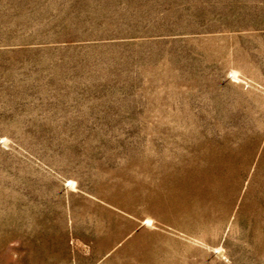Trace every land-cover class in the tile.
Listing matches in <instances>:
<instances>
[{
	"label": "rangeland",
	"instance_id": "1",
	"mask_svg": "<svg viewBox=\"0 0 264 264\" xmlns=\"http://www.w3.org/2000/svg\"><path fill=\"white\" fill-rule=\"evenodd\" d=\"M41 263L264 264V0H0V264Z\"/></svg>",
	"mask_w": 264,
	"mask_h": 264
},
{
	"label": "crops",
	"instance_id": "2",
	"mask_svg": "<svg viewBox=\"0 0 264 264\" xmlns=\"http://www.w3.org/2000/svg\"><path fill=\"white\" fill-rule=\"evenodd\" d=\"M40 256V258H46L47 257V255H49V254H46V253H41V254H39ZM43 256V257H42ZM38 257V256H37ZM45 260V259H44ZM41 264H43V263H41ZM44 264H46V263H44Z\"/></svg>",
	"mask_w": 264,
	"mask_h": 264
}]
</instances>
